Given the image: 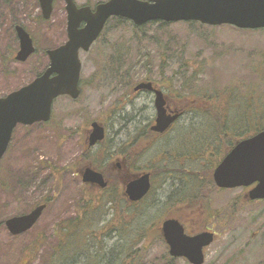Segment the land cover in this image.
Returning <instances> with one entry per match:
<instances>
[{
    "label": "rangeland",
    "instance_id": "1",
    "mask_svg": "<svg viewBox=\"0 0 264 264\" xmlns=\"http://www.w3.org/2000/svg\"><path fill=\"white\" fill-rule=\"evenodd\" d=\"M10 1L14 0H0V96L30 82L47 62L43 51L59 46L66 39L64 2L56 0L51 17L35 21L38 8L34 0H27L22 9L26 15L22 25L34 39L36 50L24 63H10L7 67L5 62L9 57L4 46L12 39ZM103 1L106 0H75L78 5L92 8ZM79 59L80 96L74 100L65 96L57 98L47 123L16 126L0 160V264H45L46 256L57 245L56 223L74 212L82 189L98 191L95 187L91 190L70 172L73 171L70 165L81 162L77 156L83 132L93 120L101 122L106 129L103 143L87 156L98 167L108 165L116 155L124 156L139 134L134 127L147 129L154 119L152 97L144 92L134 94L132 89L145 78L178 106H185L187 112L169 132L154 137L149 147L141 151L147 139L143 138L130 150L128 159L133 158L127 160L132 172L153 166L173 168L168 175L151 181L148 201L152 209L147 219L150 231L146 230L147 238L134 246L142 243L147 260L154 258L160 263L161 256L168 252L156 228H160L164 218L176 217L188 232H214L215 240L204 248L203 264H264V199H246L244 195L249 187L217 188L210 192L208 201L189 197L187 203L174 200L172 205L162 203L173 194L178 196L174 189L176 192L188 184L182 167L200 168L208 163L206 158L164 159L169 156L167 149H176L180 137L183 141L196 142L204 140L201 135L210 133L212 126L203 110L218 104L213 102L214 98H202L204 92L208 96L216 94L214 90L218 92L217 101L222 104L227 127L235 125L241 118L239 112L250 102L245 113L247 119H251L252 113L260 117L248 123V127L264 128V29L160 21L136 27L127 19L112 17L88 51H79ZM17 65L21 66L15 68ZM239 93L245 97L230 102L229 97ZM209 140L204 142L210 143L212 152L225 150L217 139L215 143L211 137ZM56 181L59 185L55 189ZM41 203L47 205L29 230L12 235L6 229L5 220L26 214ZM114 208L115 214L109 211L107 218L117 220L121 213H134L119 210L115 205ZM97 236L103 239L107 250L115 243L113 232L107 237L98 231ZM109 263L107 259L105 264ZM175 264L189 263L177 258Z\"/></svg>",
    "mask_w": 264,
    "mask_h": 264
},
{
    "label": "water",
    "instance_id": "2",
    "mask_svg": "<svg viewBox=\"0 0 264 264\" xmlns=\"http://www.w3.org/2000/svg\"><path fill=\"white\" fill-rule=\"evenodd\" d=\"M67 14V41L48 50L49 65L31 82L0 97V160L7 150L13 129L17 124L31 125L49 120L53 100L59 95L77 98L80 61L78 51L88 50L112 16L130 20L140 26L149 21L178 22L196 21L217 26L231 25L240 29L264 28V0H106L94 10L89 6L77 7L74 0H63ZM42 16L50 17L53 0H39ZM84 22L82 27L79 23ZM19 50L16 59L24 61L34 52L29 34L18 26ZM153 89L151 82H141L133 90ZM156 117L150 129L159 134L165 132L178 118V112L167 113L162 91L154 90ZM89 145L104 138L103 126L90 124ZM84 183L100 188L107 185L103 175L86 167L81 171ZM212 178L218 188L254 186L247 192L249 200L264 199V129L238 141L215 166ZM151 187L150 173L132 175L125 182L124 195L130 202L142 199ZM45 204H38L26 214L5 220L11 234L29 229L39 218ZM160 231L173 258H185L190 264H203V249L214 239L211 231L187 234L183 224L176 218L161 222Z\"/></svg>",
    "mask_w": 264,
    "mask_h": 264
},
{
    "label": "trees",
    "instance_id": "3",
    "mask_svg": "<svg viewBox=\"0 0 264 264\" xmlns=\"http://www.w3.org/2000/svg\"><path fill=\"white\" fill-rule=\"evenodd\" d=\"M38 74L39 73L35 74V76ZM214 93L217 94L218 92L214 90ZM216 94L211 93V95L208 96L207 92H204V97L202 98H214L215 100L213 102L218 105L213 106L211 104L209 108L203 110L204 116L209 119L210 126H212L210 133L204 134L201 132L204 135L198 133L204 140L210 141L209 138L211 137L212 143L218 141L219 145L224 147L225 150L212 152L214 150L211 149L210 143L207 144L204 140L192 142L180 140L181 137L177 139L179 142L176 143V149L173 151L167 149L169 156H165L164 159L171 158L179 161L182 158H206L208 163L200 168L182 167L181 171L185 174L184 177H187L188 184L182 186V189L181 187L178 188V191L176 192L174 189L173 192L177 193L178 196L173 194L166 198L162 202L163 204L172 205L171 200H174L175 202L180 201V203L184 201L187 203L189 197L194 200L204 199L205 201H208L210 192L217 189L212 179V172L222 156L240 139L248 137L263 129V127H248V123L255 122L256 118L260 117V115L252 113L251 119H247L248 116H246L245 113H247V110L249 111L248 108H250V102H246V106L242 109L244 111L239 112L241 118L236 121L235 125L232 128L227 127L228 121H225L227 118H225V115L222 112V104L217 101L220 97H217ZM243 96L239 93L236 94L234 98L229 97V100L231 102L237 97ZM190 103L198 105L197 101H192ZM184 109L185 112H187L186 108ZM214 109H217L218 112ZM199 111L202 113L200 109ZM150 135L152 136L151 133L146 136L142 131L137 134L130 145H128V151H125L127 159L130 156L131 148H133L139 140L147 138L141 151L154 142L155 138ZM232 135H234L233 139H231ZM192 139H194L193 136ZM188 140H190L189 137ZM218 156L220 158H216ZM209 157H214V159ZM128 160L122 167V171H125V173L126 168L129 167ZM85 163L86 166L89 165L92 168L101 171L107 178L108 184L105 188L98 189L97 193L82 189L81 196H79L76 201L74 212L56 223L55 236L57 238V245L53 247L52 251L46 256L44 260L45 264H105L107 263V259L108 262H110L109 264H175L177 258H172L168 255H162L160 263L157 262V260L155 261L154 258L147 260L144 253L145 248H143L142 243L134 246L137 241L145 240V238H147L148 234L146 233V230L148 233L150 231L148 227V215L152 209L148 201L150 192L140 201L130 202L124 197L122 190H120L119 183L123 180V178L120 177L122 172L114 167L110 168L109 164L112 166V162L108 165H103L104 167L102 168L98 167L94 161L89 159L85 161ZM172 169V167L164 165L153 166L146 171L150 172L151 180L153 181L161 175H168ZM125 177L127 176H124V180ZM58 185L59 182L56 181L55 189ZM87 186L92 190V185ZM185 193H187V195H185ZM189 194L191 196H189ZM114 205L116 208L118 207L119 210L127 209L134 213L128 212L125 215L121 213L117 220L107 218L106 216L109 211V214H115L116 211ZM155 205L159 204L155 203ZM155 205H153V207ZM151 218L152 217L150 216V219ZM98 231L102 232L107 237H109L110 233H114L115 243L110 246L108 250L103 239H100L97 236ZM156 231L158 232L159 238L162 240L160 228H156ZM104 259H106V262H103ZM163 259H166L165 262Z\"/></svg>",
    "mask_w": 264,
    "mask_h": 264
},
{
    "label": "flooded vegetation",
    "instance_id": "4",
    "mask_svg": "<svg viewBox=\"0 0 264 264\" xmlns=\"http://www.w3.org/2000/svg\"><path fill=\"white\" fill-rule=\"evenodd\" d=\"M56 0H53L52 2V9H51V13H50V17L52 15V12H53V3L55 2ZM63 1V0H62ZM34 3L36 4L37 8H38V13L35 14V21H40V20H44L43 19V16H42V11H41V6H40V2L39 0H34ZM76 3V2H75ZM27 5V0H14V1H10V3H8V6H9V10H8V15H9V21H10V28H11V31H12V39L9 38V43L8 44H5L4 46V51L6 53V56L9 57V60L6 61V65L10 64V63H15V64H18V63H24L25 61H19L16 59V54H17V51L19 50V40H18V37H17V28L18 26L22 27L23 28V25H22V19L23 17H25V11H23L22 9H24ZM78 7H82V6H90V5H87V4H81V5H78L76 4ZM91 7V6H90ZM92 9V7H91ZM64 10H65V6H64ZM65 20H66V24H67V14H66V10H65ZM84 25V22L82 21L81 23H79V27H82ZM24 29V28H23ZM65 32H66V26H65ZM31 37V36H30ZM32 41H33V45L35 46L34 44V39L31 37ZM67 41V33H66V39L64 41H62V43L59 45H63L65 42ZM55 48V47H54ZM49 49V48H48ZM48 49H45L43 51V54L45 56V58L47 59V62L45 65H43L42 67H39L40 70H38L39 73H42L46 70V68L48 67L49 65V57H48V54H47V51ZM36 50V49H35ZM79 51H84L82 49H80ZM78 56H79V53H78ZM81 63V62H80ZM2 66H5V64H1ZM11 65H8L7 67H10ZM21 65H17L15 66V68H18L20 67ZM80 71H81V65H80ZM149 80H147V78H145L144 80H142L141 82H148ZM150 82V81H149ZM139 83V82H138ZM153 83V82H152ZM78 88L80 90V94H81V89H82V81L80 79V76H79V81H78ZM161 90V88H159L155 83H153V89L151 90H148V89H140L138 91H134L135 93L134 94H142L144 92L145 95L147 96H151L152 97V106H153V109H154V119H153V122L148 124V128L147 129H142L140 130L139 127H134V128H137V130L140 132L142 131L146 136L149 135L150 133L152 134L153 137H156V136H163L165 133L163 134H158L154 131H152L150 129L151 125L154 123V120H155V117H156V111H155V107H154V104H153V101H154V96H155V93H154V90ZM163 93V96H164V99H165V109L167 111V113H170V112H178L179 113V116L178 118L174 121V122H177L185 113V106H178L177 103H175L174 101H171L165 94L164 92L162 91ZM62 96H65V97H69L67 95H61V96H58L57 98L59 97H62ZM80 96V95H79ZM56 98V99H57ZM70 98V97H69ZM55 99V100H56ZM74 100V99H73ZM53 109V107H52ZM173 122V123H174ZM101 123V122H100ZM172 123V124H173ZM102 124V123H101ZM171 124V125H172ZM103 125V124H102ZM174 125V124H173ZM172 125V126H173ZM171 126V127H172ZM104 127V125H103ZM170 127V128H171ZM91 129V126L89 128H87L81 138H82V141L80 142V153L79 155L77 156V159L78 160H81V162H77V164L75 166H72L70 165L69 167H71V169H73V171L69 168L66 167L67 170H71L70 172H72V174L76 177H78L80 179V181H82V178H81V171L84 170V168H86V163L85 161L88 160L87 156L89 155V152L94 148L96 147L97 145L103 143L104 140L102 141H98L95 145H89V139H88V136H89V133H90V130ZM170 130V129H169ZM168 130V131H169ZM104 131H105V134H104V138L105 139V136H106V129L104 127ZM93 151V150H92ZM76 158L74 159L75 161L77 160ZM127 161V157L124 153V156L122 155H116L115 156V160L112 161V163H114L112 166L109 164V167L110 168H117V170L119 169H122V167L125 165ZM111 163V162H110ZM73 167V168H72ZM125 168V167H124ZM65 171V169H64ZM62 171V173L64 172ZM120 171V170H119ZM121 172V171H120ZM131 173H133L132 171H130L129 167L126 168V173L124 171V173H121L120 174V177L123 178L122 182L119 183L120 184V190H123V185L124 183L126 182L124 180V176L126 175H131ZM137 173V172H135ZM133 175V174H132ZM83 182V181H82ZM90 184V183H89ZM93 187L97 188L96 185H92ZM245 196V195H244ZM45 205H47V203H45ZM37 222V221H36ZM35 222V223H36ZM34 223V224H35ZM34 224L31 226L33 227ZM29 230V229H28ZM27 231V230H26ZM24 231V232H26ZM22 232V233H24ZM22 233H19V234H22ZM12 235H16V234H12Z\"/></svg>",
    "mask_w": 264,
    "mask_h": 264
}]
</instances>
